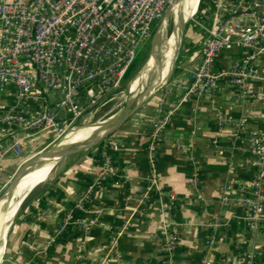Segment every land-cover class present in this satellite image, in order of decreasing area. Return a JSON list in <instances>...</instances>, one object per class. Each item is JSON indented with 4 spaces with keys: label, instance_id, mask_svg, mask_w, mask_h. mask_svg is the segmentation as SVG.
Listing matches in <instances>:
<instances>
[{
    "label": "crops",
    "instance_id": "0c3cea01",
    "mask_svg": "<svg viewBox=\"0 0 264 264\" xmlns=\"http://www.w3.org/2000/svg\"><path fill=\"white\" fill-rule=\"evenodd\" d=\"M209 6L208 25L199 31L200 38L194 36L187 44L173 76L167 79L170 69L165 72L167 81L120 127L88 150L65 154L45 171L44 179L40 176L46 165L23 180L0 246V264H162L167 257L162 247L171 236L177 243L172 264H264L262 229L253 233L246 227L243 207L236 200L240 185L257 169L241 149L247 132L262 124L264 81L249 80L242 93L220 82L214 95L183 101L177 87L194 71L206 30L218 14L214 0ZM242 53L239 48L222 52L215 67L228 68ZM58 97L52 93L27 107L40 109ZM160 102L176 111L157 143L159 189L144 202L147 137ZM14 104V89L0 87V118ZM220 117L228 121L220 123ZM89 133L76 137L73 145L104 132ZM53 137L40 133L22 140L19 154L5 152L0 144V178L12 179L33 158L20 157L24 146L40 151ZM168 193L174 195L173 210L164 208ZM85 194L83 208L75 209L76 200ZM69 211L73 223L57 234ZM169 220L174 228H167Z\"/></svg>",
    "mask_w": 264,
    "mask_h": 264
},
{
    "label": "built area",
    "instance_id": "2783aa9c",
    "mask_svg": "<svg viewBox=\"0 0 264 264\" xmlns=\"http://www.w3.org/2000/svg\"><path fill=\"white\" fill-rule=\"evenodd\" d=\"M214 1L218 14L206 30L199 61L187 82L177 84L181 101L212 96L220 82L242 93L248 89L249 80L264 81V0ZM170 2L0 0V87L14 89L15 103L0 118L4 151L19 154L21 141L40 133L59 136L107 103L123 84L138 50L148 41L153 25L163 18ZM233 48L241 49L242 55L228 68L217 69L219 54ZM52 93L59 95L57 100L40 109L27 107L29 102H42ZM261 100L264 108V96ZM175 111L176 107L160 102L151 123L144 202L159 189L157 143ZM227 121L219 119L220 123ZM243 142L241 150L257 169L240 185L236 200L243 207L246 227L253 233L262 229L264 235V115L261 126L251 128ZM87 197L78 198L75 209L81 210ZM165 199L164 208L173 210L174 195L168 193ZM73 220V213L66 212L57 234L66 231ZM94 221L96 217L91 219ZM174 227L175 222L169 220L167 228ZM176 245L174 236L165 241L162 251L167 257L162 264H172Z\"/></svg>",
    "mask_w": 264,
    "mask_h": 264
},
{
    "label": "rangeland",
    "instance_id": "374dc122",
    "mask_svg": "<svg viewBox=\"0 0 264 264\" xmlns=\"http://www.w3.org/2000/svg\"><path fill=\"white\" fill-rule=\"evenodd\" d=\"M174 1L175 0H171V2L169 3V5L167 7L168 9ZM209 1L210 0H190L189 1L191 4V8H190L188 14L186 15V17H187L186 21H185L186 24L182 28L181 38H180L178 47L176 44L177 42L174 41V37L177 33L178 28L174 29L173 25L170 22H168L167 26H165L164 19H163V22H162V19L157 21L152 27L150 38L138 50L135 62L133 64L131 70L129 71V73L125 77L121 87L111 95V97H110L111 99L107 103H105L104 105H100V106L96 107V109L93 110L92 113L87 114L84 117V119H82L81 121H78L73 126H81V125L87 124V122L89 124H95L102 119H106L113 114H117L120 111V109L122 107H124L126 100L128 99V97L131 96L130 95L131 92L134 93V95H132L133 97H136L137 94H140L144 90V88L146 87L147 83L149 84L151 81V78H149L150 76L148 77V79H143L144 73L146 72V70H150V69H152V71L154 72V64H152V66L151 65L148 66L145 64V67L142 69V71L139 73V75L135 76V74L137 73L138 69L140 68L141 64L145 61L146 58H147L146 62L149 58L148 63H150V61H151L150 58H151V55H153L152 52H153L156 45H158L160 47L159 55L160 56L163 55V57H164L167 49L170 46L175 45L173 52H175L174 54L176 56L174 55L175 58H174L172 66H171L172 58L170 60L171 70H170V73H169V76L167 77V79L171 78L173 76L174 71H176V69L178 68V63L182 58V54H183L187 44L189 42H191V39L194 36L196 38L197 37L200 38L201 32H199V31L204 27V25L207 26L209 23V16L207 14V12L209 11V7H210ZM168 9H166V10L168 11ZM167 11H166V13H167ZM165 16H166V14H165ZM195 31H196V33H195ZM193 47H195V44L192 45V48ZM151 59H153V58H151ZM167 79H166V81H167ZM133 80H134V82H133ZM131 82H132V84H131ZM63 133H65V131ZM63 133L59 136L53 137V139L51 141L52 145L61 138ZM102 141H104V140H102ZM51 143H49V145L47 144L44 147H42V149H40V151L35 150V147H32V146H27V147L24 146L22 148V154L20 155V157H25L24 160H27L32 156L33 157L37 156V154H39V153L41 154L42 152L46 151ZM2 177L3 178H0V182L2 181L4 183H2V185L0 187V193L4 190V188L6 187V185L9 183V181L11 179V176L10 177L2 176ZM2 211H3V209L0 206V217L2 216ZM0 246H1V242H0Z\"/></svg>",
    "mask_w": 264,
    "mask_h": 264
},
{
    "label": "bare ground",
    "instance_id": "6f19581e",
    "mask_svg": "<svg viewBox=\"0 0 264 264\" xmlns=\"http://www.w3.org/2000/svg\"><path fill=\"white\" fill-rule=\"evenodd\" d=\"M189 1L190 0H175L170 5L169 9L167 8L168 9V11L166 10L167 13L165 11V13L163 15L162 22L164 19L165 26H167V23L170 22L173 25L174 29L178 28L177 33L174 37V41H176L178 38L180 41L182 28L186 24V22H185L186 18H187L186 15L188 14V12L191 8V4ZM165 14H166V16H165ZM179 41H178V44H179ZM158 47H159L158 45L155 46V48L152 52L153 55H151V58H153V59L150 58V60H151L150 63H148L149 58L146 62V65H148V66L149 65L152 66V64H154V72L152 71V69L149 68L150 70H146V72L144 73L143 79H148V77L150 76L149 78H151V81L149 84L147 83L144 90L139 94V100L146 98L148 95H150L154 90L159 88L164 83V81H165L164 76L166 75L165 72H167L170 68V60L173 56V50H174L175 45H172L167 49L164 57H163V55L162 56L159 55L160 47H159V49H158ZM173 59H172V61H173ZM165 69H166V71H165ZM170 70H171V68H170ZM170 70H169V73H170ZM168 74H167V76H169ZM133 82H134V80H133ZM130 95L131 96L128 97L124 107H122L120 109V111L125 109L128 106L129 102L135 98L132 96V95H134L133 92H131ZM115 116H116V114H113L110 117H108L106 119H102L95 124H89L87 122V124H84L81 126L70 127L61 136L62 137L61 139H59L54 145H52V147H50L49 149L46 150V153L64 156L65 154L71 152L76 147L80 146V145H73V143L77 142V140H75L76 137H79V135H82L83 133H86L89 131H90V133H89L90 137L95 135V134L98 135L99 133H102V132L105 133L106 131H108L109 127L112 125V123L115 119ZM68 131H70V132L67 133ZM56 162L57 161H54V162L41 161V162L32 163L29 167H27L25 172L19 178L18 183H17L13 193L10 196L11 198L13 197V199L8 203H4V202L0 203L1 208H3L2 216L0 218V242H1V245L5 239V234L7 232V225L11 222L10 218H11V212L13 209V204L15 203V201L17 199V194L21 188L23 180L28 175L35 173L39 169L41 172V168H43L46 165L47 168L42 171L41 176H40V179H44V177L47 176L46 174H48L45 171L47 169H49L51 166H53ZM30 186H32V185H30ZM26 193L24 194V196L26 195ZM23 197L21 198V200L23 199ZM21 200H19L18 205L21 202ZM12 214H14V210H13Z\"/></svg>",
    "mask_w": 264,
    "mask_h": 264
},
{
    "label": "water",
    "instance_id": "95a60500",
    "mask_svg": "<svg viewBox=\"0 0 264 264\" xmlns=\"http://www.w3.org/2000/svg\"><path fill=\"white\" fill-rule=\"evenodd\" d=\"M146 59L141 64V66L138 69V71L135 74V76H138L139 73L142 71V69L145 67ZM173 61H174V59H173ZM173 61H172L171 64H173ZM146 98H144L142 100H139V94H137L136 97L129 102L128 106L125 109H123L122 111H119L116 114L115 119H114L112 125L109 127L108 131H106L105 133L100 135L95 140L88 141V142L76 147L75 149H73L67 155H71V154H74V153H77V152L88 150L91 147L95 146L97 143L101 142L103 139H105L107 136H109L111 133H113L118 127H120L126 121V119L133 113V111H135V109H137ZM65 156L66 155L60 156V155L48 154V153H46V151H44L41 154L33 157L31 160H28L26 163H24L18 169V171L12 177L11 181L8 183V185L5 187V189L0 193V203L1 202L8 203V202H10L13 199V197L11 198L10 196L13 193V191H14L17 183H18L19 178L25 172L27 167H29L32 163L41 162V161H51V162H53V161H57L59 159H62Z\"/></svg>",
    "mask_w": 264,
    "mask_h": 264
},
{
    "label": "trees",
    "instance_id": "16d2710c",
    "mask_svg": "<svg viewBox=\"0 0 264 264\" xmlns=\"http://www.w3.org/2000/svg\"><path fill=\"white\" fill-rule=\"evenodd\" d=\"M133 64H134V63H133ZM132 66H133V65H132ZM131 68H132V67H131ZM131 68H130V70H131ZM130 70H129V71H130ZM129 71H128V73H129ZM128 73H127V74H128ZM126 76H127V75H126ZM151 198H154V196H153V197H151ZM263 227H264V224H263Z\"/></svg>",
    "mask_w": 264,
    "mask_h": 264
}]
</instances>
